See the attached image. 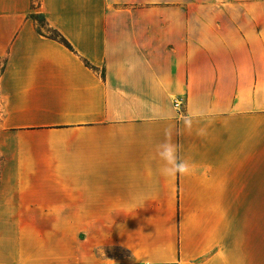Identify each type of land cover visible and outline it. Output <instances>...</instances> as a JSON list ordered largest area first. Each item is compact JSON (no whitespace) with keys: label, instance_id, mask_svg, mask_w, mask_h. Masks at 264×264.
I'll list each match as a JSON object with an SVG mask.
<instances>
[{"label":"crops","instance_id":"crops-1","mask_svg":"<svg viewBox=\"0 0 264 264\" xmlns=\"http://www.w3.org/2000/svg\"><path fill=\"white\" fill-rule=\"evenodd\" d=\"M0 62V264H264V0H0Z\"/></svg>","mask_w":264,"mask_h":264},{"label":"clouds","instance_id":"clouds-1","mask_svg":"<svg viewBox=\"0 0 264 264\" xmlns=\"http://www.w3.org/2000/svg\"><path fill=\"white\" fill-rule=\"evenodd\" d=\"M161 156L165 159L166 165L165 167L162 168V174L164 175H170L174 170H176L175 167H168L167 164L171 162L172 156H171V151L169 149H165L163 153H161ZM179 170L184 171L185 166L184 165H179L178 166Z\"/></svg>","mask_w":264,"mask_h":264},{"label":"rangeland","instance_id":"rangeland-1","mask_svg":"<svg viewBox=\"0 0 264 264\" xmlns=\"http://www.w3.org/2000/svg\"><path fill=\"white\" fill-rule=\"evenodd\" d=\"M170 8H175V7H177V5H176V3L174 2V3H169V5H168ZM36 23H37V25L39 26V28H43L44 30H46L45 28H44V25H43V22H42V19H41V17L40 16H36ZM47 31V30H46ZM1 62H0V68H1ZM62 225V229L61 230H63V228H64V224H61ZM111 256V255H110Z\"/></svg>","mask_w":264,"mask_h":264},{"label":"trees","instance_id":"trees-1","mask_svg":"<svg viewBox=\"0 0 264 264\" xmlns=\"http://www.w3.org/2000/svg\"><path fill=\"white\" fill-rule=\"evenodd\" d=\"M30 18H31L33 21L36 22V16H35V15H30ZM41 19H42V17H41ZM42 22H43V19H42ZM43 25H44V23H43ZM49 33H50V36H51L52 38H55V39L58 38V36L55 34V32L50 31Z\"/></svg>","mask_w":264,"mask_h":264}]
</instances>
